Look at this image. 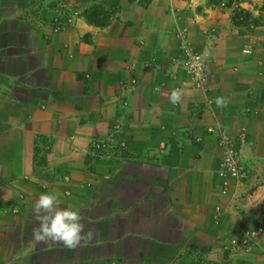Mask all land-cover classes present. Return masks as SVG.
<instances>
[{
  "label": "crops",
  "instance_id": "crops-1",
  "mask_svg": "<svg viewBox=\"0 0 264 264\" xmlns=\"http://www.w3.org/2000/svg\"><path fill=\"white\" fill-rule=\"evenodd\" d=\"M59 5L80 15L54 33ZM183 40L207 57L203 89L173 62ZM218 128L247 170L227 194ZM47 191L82 206L89 242L33 241ZM3 206L0 264H264L230 245L264 218V0H0Z\"/></svg>",
  "mask_w": 264,
  "mask_h": 264
},
{
  "label": "built area",
  "instance_id": "built-area-1",
  "mask_svg": "<svg viewBox=\"0 0 264 264\" xmlns=\"http://www.w3.org/2000/svg\"><path fill=\"white\" fill-rule=\"evenodd\" d=\"M79 15L80 12L78 9H70L66 5H59L54 11L50 22L51 31L54 33L62 31L66 26L72 25ZM179 49L181 50L182 57L174 59L173 62L185 72L188 77V82L193 88L199 90L203 89L207 77V57L205 53L194 51L186 40H183L179 44ZM243 53L246 55L251 54L250 45L244 47ZM143 66L144 68H148L150 64L144 63ZM135 84L136 80L130 78L128 82L120 85V89L123 94H125L133 88ZM126 104V99H123L121 105L125 106ZM216 135L218 145L222 150V160L218 171L219 175L224 178L221 193L227 194L229 180H233L237 183L243 182L247 177V170L246 166L241 161L240 149L236 140L221 128L217 129ZM240 141H242L241 138ZM112 142L111 140L97 141L94 144V148L106 154L110 152L112 148H124L125 146L123 141L114 144H112ZM6 208V206L0 207V211H5ZM11 210L15 211L16 209L11 208ZM218 215L219 210H216V216ZM252 244H257L264 252V218L254 229L244 231L241 240L234 238L230 240V245L233 247L240 246L241 248H248Z\"/></svg>",
  "mask_w": 264,
  "mask_h": 264
},
{
  "label": "clouds",
  "instance_id": "clouds-1",
  "mask_svg": "<svg viewBox=\"0 0 264 264\" xmlns=\"http://www.w3.org/2000/svg\"><path fill=\"white\" fill-rule=\"evenodd\" d=\"M179 90H172L168 100L173 105L181 102ZM228 98L216 97L218 108L226 107ZM60 194L56 191H47L39 194L33 207V217L37 227L32 230L33 241L51 245H62L67 249H74L87 243L93 238L91 230H85L82 206L71 205L61 207Z\"/></svg>",
  "mask_w": 264,
  "mask_h": 264
}]
</instances>
